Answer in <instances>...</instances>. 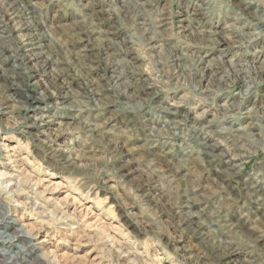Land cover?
Wrapping results in <instances>:
<instances>
[{"label":"rangeland","instance_id":"rangeland-1","mask_svg":"<svg viewBox=\"0 0 264 264\" xmlns=\"http://www.w3.org/2000/svg\"><path fill=\"white\" fill-rule=\"evenodd\" d=\"M240 1L0 0V264H264Z\"/></svg>","mask_w":264,"mask_h":264},{"label":"bare ground","instance_id":"bare-ground-1","mask_svg":"<svg viewBox=\"0 0 264 264\" xmlns=\"http://www.w3.org/2000/svg\"><path fill=\"white\" fill-rule=\"evenodd\" d=\"M237 6V5H236ZM239 11H240V13H242V15H247V16H251V18H252V16H253V20L254 21H256V23L258 24V26H259V28L261 29V30H259V34L261 35V36H264V17H262V16H260V15H256L257 14V12H263L262 11V9H260V8H258V6H254V3H252V2H246V1H240V3H239ZM237 6V7H238ZM256 7V8H255ZM31 14V13H30ZM239 14V13H238ZM241 17V16H240ZM244 17V16H243ZM252 22V21H251ZM83 23V22H82ZM9 24V23H8ZM78 25H80V23L78 24ZM145 25V24H144ZM4 26V25H3ZM87 26V25H86ZM89 29V28H88ZM79 30V29H78ZM147 35V34H146ZM149 35H151V34H149ZM78 36H80V35H78ZM88 46V45H87ZM49 47V46H48ZM33 49V48H32ZM35 49V48H34ZM24 53V52H23ZM42 57V56H41ZM44 57V56H43ZM42 57V58H43ZM21 60V59H20ZM12 64V63H11ZM1 65V64H0ZM5 66V65H4ZM261 66H262V64H261ZM263 69V68H262ZM19 71V70H18ZM61 70H59V72H60ZM108 71V70H107ZM1 73V72H0ZM66 73V72H65ZM1 76V75H0ZM64 76V75H63ZM71 76V75H70ZM63 78V77H62ZM11 79V78H10ZM15 79V78H14ZM141 79V78H140ZM64 80V79H63ZM8 81V80H7ZM65 81V80H64ZM137 81V80H136ZM13 82V81H12ZM14 85V84H13ZM14 91V90H13ZM18 95V94H17ZM25 96V95H24ZM30 99V98H29ZM81 99V98H80ZM37 100V99H36ZM82 101V100H81ZM32 104V103H31ZM83 105V104H82ZM83 107V106H82ZM171 110H174V109H171ZM177 110V109H176ZM181 114V113H180ZM181 117V116H180ZM211 129V128H210ZM196 135V134H195ZM201 135V134H200ZM200 135H196V136H194L195 138H196V140H194V143H195V145L196 146H198L199 145V150L201 151V154H204L205 156H207V157H211V159H212V157L213 158H216V156H214V154H213V151H214V149H215V146H213V145H210V144H208L206 141H205V139L204 138H202ZM202 135H204V134H202ZM209 136V135H208ZM198 138L199 139H201V142H198L197 140H198ZM220 151V150H219ZM218 151V152H219ZM216 154V153H215ZM223 154V153H222ZM219 155V154H218ZM10 156V155H9ZM204 157V156H203ZM218 157V156H217ZM10 158V157H9ZM211 159H210V161H211ZM213 162V161H212ZM217 167V166H216ZM208 168V167H207ZM223 168V167H222ZM214 169V168H213ZM216 169V168H215ZM218 169H216V171H217ZM221 170V169H220ZM0 175H4V174H0ZM35 184H37V183H35ZM244 184V183H243ZM246 184V183H245ZM245 188V187H244ZM257 205V204H256ZM261 213V212H260ZM1 217V216H0ZM3 222V221H2ZM211 222V221H210ZM1 244V243H0ZM232 245V244H231ZM229 247V246H228ZM234 247H236V246H234ZM234 247H232V248H234ZM7 250V249H6ZM229 251V250H228ZM231 253V252H230ZM237 253V252H236ZM21 255V254H20ZM20 255H18V254H16V255H14V256H11V259L13 260V263L14 264H23L25 261H24V257H21ZM26 255V254H25ZM28 255H30L31 256V254L30 253H28ZM28 255H26V257L28 256ZM10 258V257H9ZM33 262H35V261H33ZM32 262V263H33ZM38 262V261H37ZM38 264H40L39 262H38ZM49 264V263H48Z\"/></svg>","mask_w":264,"mask_h":264}]
</instances>
